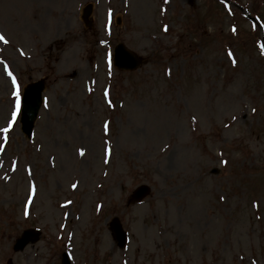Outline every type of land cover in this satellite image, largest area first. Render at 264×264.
I'll return each mask as SVG.
<instances>
[{
    "label": "rangeland",
    "instance_id": "obj_1",
    "mask_svg": "<svg viewBox=\"0 0 264 264\" xmlns=\"http://www.w3.org/2000/svg\"><path fill=\"white\" fill-rule=\"evenodd\" d=\"M203 3L0 0V264H60L63 251L70 264H264V60L230 28L256 23ZM119 41L139 69L111 65ZM38 79L27 139L17 102ZM140 183L150 196L128 205ZM29 227L40 239L14 252Z\"/></svg>",
    "mask_w": 264,
    "mask_h": 264
},
{
    "label": "water",
    "instance_id": "obj_2",
    "mask_svg": "<svg viewBox=\"0 0 264 264\" xmlns=\"http://www.w3.org/2000/svg\"><path fill=\"white\" fill-rule=\"evenodd\" d=\"M114 62L119 68L133 69L138 66L140 58L128 51L122 44H119L115 49ZM41 89L42 83L39 81L29 85L24 90L21 122L23 124V130L27 133H29L32 128L39 107ZM147 192L148 188L146 186H141L134 192L133 197L139 199ZM111 229L114 230L115 236L118 240L123 239V232L116 220L112 223ZM36 237L37 234L35 232L30 230L25 231L22 237L16 241L15 248H22L27 241L34 240ZM63 264H68V261L64 259Z\"/></svg>",
    "mask_w": 264,
    "mask_h": 264
},
{
    "label": "snow or ice",
    "instance_id": "obj_3",
    "mask_svg": "<svg viewBox=\"0 0 264 264\" xmlns=\"http://www.w3.org/2000/svg\"><path fill=\"white\" fill-rule=\"evenodd\" d=\"M165 2H167V0H165ZM0 41H4V37L3 36H0ZM15 95V93H14ZM19 107V102H17V108ZM16 113L13 112V117H15ZM3 131H8V129H3Z\"/></svg>",
    "mask_w": 264,
    "mask_h": 264
}]
</instances>
